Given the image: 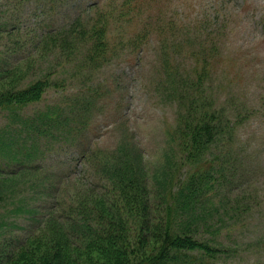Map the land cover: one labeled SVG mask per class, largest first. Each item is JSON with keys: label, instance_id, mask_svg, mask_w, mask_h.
Returning <instances> with one entry per match:
<instances>
[{"label": "rangeland", "instance_id": "1", "mask_svg": "<svg viewBox=\"0 0 264 264\" xmlns=\"http://www.w3.org/2000/svg\"><path fill=\"white\" fill-rule=\"evenodd\" d=\"M107 1L0 0V25L6 29L0 30V57L12 51L9 61L19 66L14 77L0 79V91L48 78L43 98L30 104L27 113L66 107L84 93L93 99L92 147L100 150V159L123 142L142 148L153 214L160 222L164 197L193 167L178 145L181 106L156 89L162 65L169 60L186 73L210 62L200 91L213 109L224 113L225 126L203 157L220 158L216 168L222 166L226 174L237 171L239 186H226L227 181L212 185L197 211L202 209L208 218L207 237L222 241L228 250L215 264H264V0H134L123 21L111 20L107 39L113 52L91 72L75 70L72 61L53 49V42L40 40L39 27H57L78 14L92 16V23L99 9L109 12L102 6ZM113 1L119 11L122 0ZM98 2L101 5L93 6ZM141 32L145 41L135 49L129 41ZM86 47L78 42L79 51ZM236 116L240 119L230 135L227 125ZM22 141L0 109V252H17L21 239L36 259L57 236L49 220H63L68 227L71 221L62 215L78 199L89 197V186L80 165L67 166L70 149H63L57 134L38 141L31 161L36 171L14 173L18 165L13 158L20 156L17 146ZM95 185L90 188L102 182ZM96 194L91 199H97ZM87 254L77 250L76 257H83L75 264L97 262L84 258Z\"/></svg>", "mask_w": 264, "mask_h": 264}, {"label": "trees", "instance_id": "2", "mask_svg": "<svg viewBox=\"0 0 264 264\" xmlns=\"http://www.w3.org/2000/svg\"><path fill=\"white\" fill-rule=\"evenodd\" d=\"M133 2L122 0L119 11L114 8L113 0L104 2L102 6L107 5L109 12L99 9L100 13L92 23V16L85 19L78 14L67 22L62 20L57 27H39L40 40L53 42V49L56 48L66 62L72 61L75 70L94 71L113 52L107 39L111 20L123 21ZM2 28L6 30L0 25V30ZM143 34H138L129 44L140 49L145 41ZM80 41L87 44L84 51H79ZM12 54L11 51L0 57V79L14 77L19 69L11 63L12 60L9 61ZM208 63L197 65L195 70L192 66L193 71L186 73L171 65L169 60L162 65V76L156 89L162 97L175 99L181 106L180 124L176 130L178 145L189 155L186 159L193 167L171 186L164 197L160 222L153 214L142 148L123 142L116 151L100 159V150L96 152L92 147L89 105L93 99L89 100L84 93L66 107L51 106L27 113L30 104L43 98L50 85L48 78H38L30 84L13 85L0 91V109L7 112L9 124L16 125L19 137L23 139L17 146L20 156L13 158L18 165L14 173L36 171L38 168L31 161H35L38 141L57 134L63 141V149H70L67 166L80 165V175L89 186V197H81L75 205L66 208L67 215H62L64 221H71L68 227L63 220H49L54 224L50 228L55 227L57 236L46 253L33 259L28 253L29 246L20 239L17 252H0V264H18L21 259L20 264H75L83 257H76L77 250L81 249L87 251L84 258L89 262L97 261L94 264H215L228 250L222 241L207 237L211 227L203 210L199 208L197 211L198 205L201 206L202 197L212 185H225L227 181L226 186L231 183L236 187L239 179L235 170L226 174L222 166L216 168L220 161L217 156V161L215 157H203L225 126L224 113L213 109L209 99L200 91L209 74L205 72ZM242 111L239 110L241 115ZM239 117L227 125L230 135L235 133ZM94 181L96 185L102 182L99 188L104 189L103 193L96 194L95 190L99 188H90ZM94 194L98 197L95 200L91 199Z\"/></svg>", "mask_w": 264, "mask_h": 264}]
</instances>
